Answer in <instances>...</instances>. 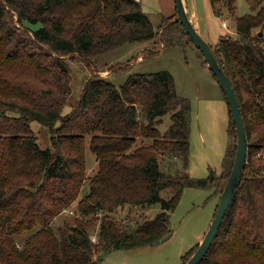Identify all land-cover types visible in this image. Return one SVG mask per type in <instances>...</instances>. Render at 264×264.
I'll list each match as a JSON object with an SVG mask.
<instances>
[{
    "label": "trees",
    "instance_id": "16d2710c",
    "mask_svg": "<svg viewBox=\"0 0 264 264\" xmlns=\"http://www.w3.org/2000/svg\"><path fill=\"white\" fill-rule=\"evenodd\" d=\"M210 3L220 16L234 0ZM251 8L237 17L235 33L220 35L212 47L239 102L247 156L199 264H264V0H252ZM175 15L176 9L154 31L140 0H0V264H97L113 250L154 244L170 234L182 189L208 184L160 168V155L190 153V101L168 70L133 72L120 86L92 71L62 111L71 92L70 60L87 63L130 41L184 45L191 40ZM228 110L219 175L225 179L236 149ZM33 120L49 129V146L40 147ZM86 144L95 156L89 175ZM87 178L88 191L78 198ZM165 187L174 190L168 198L160 196ZM156 202L160 210L136 225L108 213ZM68 212L73 218L60 221Z\"/></svg>",
    "mask_w": 264,
    "mask_h": 264
},
{
    "label": "rangeland",
    "instance_id": "374dc122",
    "mask_svg": "<svg viewBox=\"0 0 264 264\" xmlns=\"http://www.w3.org/2000/svg\"><path fill=\"white\" fill-rule=\"evenodd\" d=\"M140 1L154 31L159 29L163 17L175 10L174 0ZM251 1L234 0L233 9L224 7L223 14L217 16L212 10L210 0H184L188 17L211 47L215 46L220 35L235 33L236 19L252 11ZM151 53L153 54L150 55ZM69 65L72 73L71 92L63 107V113L69 111L71 104L78 99L83 84L92 71H97L113 81L116 86H120L130 73L166 69L174 77L177 92L189 99L190 153L187 159L180 153L160 155V168L175 178H208V184L205 187L186 186L182 189L178 204L170 211L171 232L167 239L133 249L113 250L97 263L184 264L183 254L198 245L208 229L226 181L225 178H219V175L229 143V110L216 77L204 63L200 50L191 41H186L184 45L156 43L154 40L130 41L91 57L87 63L79 59L70 60ZM168 122L169 116L165 115L161 129ZM31 127L37 135L40 147L49 146V129L37 120L31 122ZM85 151L89 175L95 166V156L87 144ZM88 181L87 178L78 198L87 193ZM173 192L171 187H165L160 191V196L168 198ZM159 210L160 205L156 202L146 206L124 205L108 213L127 220L130 225H136L137 221L151 217ZM73 216L69 212L65 213L60 221L64 218L71 220ZM38 227L37 224L24 231L18 238L27 237Z\"/></svg>",
    "mask_w": 264,
    "mask_h": 264
},
{
    "label": "water",
    "instance_id": "95a60500",
    "mask_svg": "<svg viewBox=\"0 0 264 264\" xmlns=\"http://www.w3.org/2000/svg\"><path fill=\"white\" fill-rule=\"evenodd\" d=\"M176 16L174 20H179L188 34L191 42L200 50L203 55V60L208 65L216 77L230 108L231 116L235 124L236 133V149L235 156L232 164L231 171L225 181L222 188L220 198L215 209V213L210 222L208 229L206 230L202 240L197 245V248L189 256L184 264H199L204 256L207 254L212 241L216 237L222 220L227 212L232 198L235 195L237 186L239 185L242 177V169L246 164L247 156V138L240 113L239 102L234 91V87L230 81L228 74L225 72L223 63L218 59L212 50V47L206 42L202 36L198 33L190 17H188L184 0H174ZM261 35L262 32H259ZM170 234H166L161 237L154 244L160 243L167 239Z\"/></svg>",
    "mask_w": 264,
    "mask_h": 264
},
{
    "label": "built area",
    "instance_id": "2783aa9c",
    "mask_svg": "<svg viewBox=\"0 0 264 264\" xmlns=\"http://www.w3.org/2000/svg\"><path fill=\"white\" fill-rule=\"evenodd\" d=\"M262 152H264V148H263V151Z\"/></svg>",
    "mask_w": 264,
    "mask_h": 264
},
{
    "label": "crops",
    "instance_id": "0c3cea01",
    "mask_svg": "<svg viewBox=\"0 0 264 264\" xmlns=\"http://www.w3.org/2000/svg\"><path fill=\"white\" fill-rule=\"evenodd\" d=\"M171 10V9H170ZM169 12V11H168Z\"/></svg>",
    "mask_w": 264,
    "mask_h": 264
},
{
    "label": "bare ground",
    "instance_id": "6f19581e",
    "mask_svg": "<svg viewBox=\"0 0 264 264\" xmlns=\"http://www.w3.org/2000/svg\"><path fill=\"white\" fill-rule=\"evenodd\" d=\"M214 51V50H213Z\"/></svg>",
    "mask_w": 264,
    "mask_h": 264
}]
</instances>
